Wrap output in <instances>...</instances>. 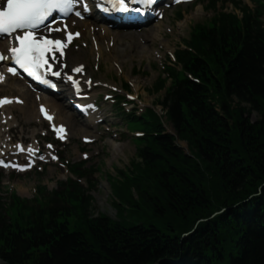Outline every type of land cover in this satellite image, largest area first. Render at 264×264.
Returning a JSON list of instances; mask_svg holds the SVG:
<instances>
[{"label": "trees", "instance_id": "trees-1", "mask_svg": "<svg viewBox=\"0 0 264 264\" xmlns=\"http://www.w3.org/2000/svg\"><path fill=\"white\" fill-rule=\"evenodd\" d=\"M242 12L179 54L202 86L172 70L168 120L189 153L152 114L134 178L115 181L120 221L77 190L70 207L0 226L7 264H264V25Z\"/></svg>", "mask_w": 264, "mask_h": 264}, {"label": "rangeland", "instance_id": "rangeland-1", "mask_svg": "<svg viewBox=\"0 0 264 264\" xmlns=\"http://www.w3.org/2000/svg\"><path fill=\"white\" fill-rule=\"evenodd\" d=\"M203 1L204 0H200L194 5L183 7L182 10L175 9L172 12L170 11L168 13V19L166 21L173 28V32L171 34H168L165 29H162L161 32H164L163 36H165V39H160L162 40L163 45H157L156 43H153V37H156L155 34L157 33L158 28H160L159 26L158 28L152 26L146 29L143 34L138 35L136 39H130L133 40V42L138 40V43L142 45H148L149 49L147 52V57L144 58V60L142 61L137 59V54H133V57H131L130 61L128 62L129 65L125 68V75L122 76L124 78H120L119 76H117L116 72L114 73V75H111L112 72H110L108 67L112 66V68L114 69V64L110 65V63H106V70H103L102 68L103 72L102 74H100V76L96 75L97 79H105V81L107 80L105 83L113 81L117 83L128 84L130 91L137 90L136 92H138V94L140 95V99L146 105H150L151 107L154 106V110L161 115L162 107L161 105H159V103L161 98L164 96L166 90L157 92L156 85L161 79H164L165 76L162 72L160 63L157 62L158 59L153 56V51L159 50V47H164L161 55L165 59L168 52H174L176 47L179 44L183 43L182 40L185 39L183 37V34L188 37L187 35L191 31L193 25L196 24L197 26H202L208 24L210 20L214 17L215 13L213 11H207L204 7ZM217 8H220L221 10L227 12L234 10L232 5L229 3L225 5V8H222L221 3H219L217 5ZM179 11H182V19L180 21L175 18V15H177ZM162 33L160 34L162 35ZM146 35H148V37H146ZM123 40L124 41L122 42V44L125 45L126 48H128V45L132 43V41L127 40V38H123ZM125 42L129 44L127 45L125 44ZM86 57L89 58V55H86ZM164 59L162 60V62H164ZM167 60L168 58L166 57V62ZM105 72H107L108 77L111 75L112 78L109 79L108 77H106ZM103 73L105 74L103 75ZM170 84L171 81H168L166 85L169 87ZM114 108L115 107H106V109H108L109 114L107 123L110 122L116 126V133H118V135L120 136L119 138H121V141L110 136H106L105 134L99 133L98 142L95 147L100 152V156L95 158V161L90 164V167H99V172L95 174V177H98L99 179L96 181L97 187L93 192L90 193L94 200L93 205L95 207V216L105 215L106 217H109L111 219H116L117 209L115 208L114 203H117L115 202L117 198L113 194L108 176L115 177L119 171L125 172L129 169H132V163L138 162L136 155V146L133 140L131 139L132 137L128 135L129 129L125 124V118H123ZM111 110L112 113H110ZM162 114L165 115V113ZM163 117L165 120V116ZM250 118L253 122H255L259 119V115L255 112H252ZM168 124V127L171 129L170 132L174 131L175 133V130L171 123L168 122ZM132 129H135V125L130 126V130ZM79 134H81L80 131L79 133H77L76 131L74 137H77ZM112 141L116 143H121L122 147L125 150L117 153L116 149L111 146ZM79 145V141H76L72 145V147L69 148V157H71L72 159L75 157V151L79 147ZM178 145L184 150H186L187 148V143L183 141H178ZM62 172L63 171L59 170L58 168H49L48 170L44 171V174H42V176L38 175V178H36L34 175L29 176L26 179H23L21 183H18V192L21 189H24L25 187H27L25 189L31 191L37 185H46L49 189L53 188L56 185V181L62 180ZM116 186L117 184L114 185V187ZM33 195L34 194L30 196L29 194L27 196L26 194H24L21 197L32 199Z\"/></svg>", "mask_w": 264, "mask_h": 264}, {"label": "snow or ice", "instance_id": "snow-or-ice-1", "mask_svg": "<svg viewBox=\"0 0 264 264\" xmlns=\"http://www.w3.org/2000/svg\"><path fill=\"white\" fill-rule=\"evenodd\" d=\"M79 2L80 0H6V6H0V37H12L14 41H18V47L10 49L13 62L23 69L28 76L48 87H56L52 81L47 79L48 74L51 73L57 77L60 75L58 70L52 71L53 64L50 63V60L57 61L59 58L56 53L59 52L60 55H63L66 44L63 42V38H45L43 30L50 27L45 22L56 12L67 17ZM155 3L156 0H99V4L96 6L101 7V10L106 13L110 10L139 13L140 7L130 9L128 5L142 4L144 8H148ZM83 10H89L87 5L83 6ZM75 15L81 16V12H76ZM54 31L59 32L61 29L57 27ZM13 34L16 35L13 36ZM75 35L78 36L79 33ZM72 38L73 34L67 33L68 41H71ZM3 58V54H0V60ZM81 70L80 68L75 69L77 72ZM8 71L13 75L16 74L14 68H9ZM2 79L3 77L0 76V81ZM75 83L76 81H73V84ZM11 102L7 98L0 100V104ZM42 111L44 110L42 109ZM45 116L49 120L52 119L47 112H45ZM54 130H56L55 127ZM60 131H64L63 126H61ZM60 138L63 139L62 136ZM19 147L21 151L24 150L22 146ZM28 151L32 152L33 150L29 148ZM0 164L3 162L0 161ZM3 166L9 167L10 165L4 164ZM20 170L24 169L20 168Z\"/></svg>", "mask_w": 264, "mask_h": 264}, {"label": "bare ground", "instance_id": "bare-ground-1", "mask_svg": "<svg viewBox=\"0 0 264 264\" xmlns=\"http://www.w3.org/2000/svg\"><path fill=\"white\" fill-rule=\"evenodd\" d=\"M84 26L88 29L86 31L85 36L82 37L84 44L87 43L89 45V52H90L91 56H93L95 58H100L104 62L110 63V65L114 64L113 65L114 69L112 68V66L108 67L110 72H112L111 75H114V73L116 72L120 76V78H124L122 76L125 75V72H126L125 68L129 65L128 62L130 61L131 57H133V54H137V56H138L137 59H139L140 61L144 60V58L147 57V52L149 49L148 45H146V44L142 45V44L138 43V40H136L134 42L132 40L131 44L125 42V44H127V45L129 44L128 48H126V46L122 44V42L124 41L123 38L126 37V35L124 36L123 34H118L116 32L112 33L109 30H105L107 28H105L104 26H102L98 30V32H100V34L92 33L94 31V28H92V30H91V26H94L93 24L84 25ZM103 30H104V35L102 34ZM172 30H173V28H172ZM160 32H157L155 34L156 37L161 38L162 35L159 34ZM127 35L131 36L132 34H127ZM146 37H148V35H146ZM154 40H155V38H154ZM110 41H113V42L111 43ZM122 46H124V47H122ZM80 56H82V55L72 56L71 62L73 64L84 63L82 61L83 57H80ZM86 59L88 60V58H86ZM105 73H106V76H108L107 72H105ZM105 73H103V75ZM108 78L110 79L112 77H108ZM115 84L119 85L122 89H124V86H125L124 83L115 82ZM13 85L18 87L20 89L21 93H22V90L27 92V90L22 85H20L19 83H15ZM23 98L25 100L24 105H21L20 107L13 106L12 108H20L23 111H25L24 113L26 116H30L29 114L30 113L33 114L34 110H32V107H30L29 102H34V99H33V97L29 96L28 93H23ZM43 100L44 99H42V102H43ZM50 106H51L52 110L56 113V115L58 116V119L60 122H65L68 125H70L71 127L73 126L74 127L73 130L75 132L77 131V133H79V131L83 133L84 129H82L81 127H79L77 125V121L74 119L72 113L69 114L65 108H60L61 105L57 104V102L52 103ZM63 114H65V118H64ZM35 115H36V113H35ZM31 116H30V118H31ZM36 118H37V116H36ZM12 122H14V120ZM85 137L87 138L88 136H85ZM111 146L114 149H116L117 153L125 150L122 147L121 143H116V142L112 141Z\"/></svg>", "mask_w": 264, "mask_h": 264}]
</instances>
